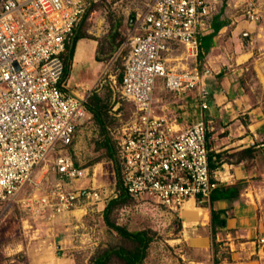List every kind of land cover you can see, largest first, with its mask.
<instances>
[{"label":"built area","instance_id":"2783aa9c","mask_svg":"<svg viewBox=\"0 0 264 264\" xmlns=\"http://www.w3.org/2000/svg\"><path fill=\"white\" fill-rule=\"evenodd\" d=\"M89 1L0 0V203L18 202L37 215H53L70 210L79 198L99 200L94 187L69 184L87 174L66 148L90 112L85 95L60 80L66 38ZM235 6L241 19L258 22L264 0H235ZM211 13V0H146L123 32L127 52L118 86L120 97L132 103L134 118L110 133L122 186L131 197L178 209L189 198L207 201L218 184L208 167L203 117L178 127L152 104L160 77L164 88L191 92L194 102L207 107L208 69L170 67L165 52L180 45L185 57L194 58ZM47 156L52 183L19 197ZM258 242L264 245V234Z\"/></svg>","mask_w":264,"mask_h":264},{"label":"rangeland","instance_id":"374dc122","mask_svg":"<svg viewBox=\"0 0 264 264\" xmlns=\"http://www.w3.org/2000/svg\"><path fill=\"white\" fill-rule=\"evenodd\" d=\"M145 1L90 0L84 7V16L81 14L74 26L86 34L85 39L94 41L101 56L96 60L98 76L84 92L88 95L94 89L106 103L105 129L112 141L111 128L128 124L134 118V109L130 101L120 97L116 79L119 65L124 62L126 46L121 42L110 50V36H115V40L117 35L124 36L125 28L143 9ZM211 1L208 27L211 38L205 43L202 41L203 35L198 38V52L194 58L185 57L180 47H172L174 50L168 55H180L183 59L179 61L185 60L188 68L195 66L202 70L205 54L211 51L217 65L205 68L208 75L211 74L212 86L228 76L231 88L236 94L241 93L247 108L252 106L256 111L255 117L260 119V144L253 152L246 154V175L236 179L241 181L235 198H244V201L238 202L249 206V216L254 226L251 232L244 235L243 239L247 240L244 244L238 242L243 235L236 232L231 231L230 235L222 233V237L216 235L218 230H226L225 223L228 215H232L230 209L235 199L226 205L224 225L215 226L214 237H211L207 201L194 202L200 213L188 215L183 212L188 204L181 210L170 209L152 198L129 196L124 202L114 204L108 215L112 221L128 229H149L152 239L140 264L210 263L213 251L218 260L230 259L232 255L239 258L264 255V245L258 242V237L264 233V23L262 19L255 26L243 25L245 23L240 21L242 19L235 0ZM83 41L81 39L77 43L75 58H80L84 51ZM172 63L176 61H171L170 65ZM217 70H220V75L216 74ZM88 71L84 63L76 64L70 70V80L83 79ZM160 79L156 78L153 101H165V113L172 111L177 117L179 110L173 104L174 94L161 86ZM101 138L99 127L90 117L77 126L66 148L75 164L87 168L85 177L69 184L77 188L94 187L99 200L79 198L70 210L53 215H37L18 202L0 203V264H90L95 255L109 246L130 245V241L106 225L102 217V207L115 194L116 188L112 163ZM52 181L50 156H47L34 167L32 182L25 184L18 196L37 194ZM103 264L124 262L110 254Z\"/></svg>","mask_w":264,"mask_h":264},{"label":"crops","instance_id":"0c3cea01","mask_svg":"<svg viewBox=\"0 0 264 264\" xmlns=\"http://www.w3.org/2000/svg\"><path fill=\"white\" fill-rule=\"evenodd\" d=\"M260 20H262V23H264V11ZM240 21L245 23L243 25L247 24V26H255L256 24V22L245 21L243 19ZM209 31L210 29L208 28L207 30L205 29L202 34H200L201 37L203 35V43H205L207 39L211 38V35L208 34ZM206 34L207 36H205ZM81 39L84 40L82 43L84 51L82 52L80 58H75L77 43ZM172 47L182 48L180 45L170 46L169 49L165 52V57L167 59L166 64L173 68H186L187 62H184L185 60L179 61L180 59H183L181 58L182 56L168 55L172 50H174V48L172 49ZM94 52L95 44L92 39H85V37H81L75 41L69 71L66 77L62 79V82L63 84H65L66 88L74 94L83 96L85 95V97H87L84 89L86 87H89L91 81L98 76V73L96 74L95 71L96 63L98 61H96L97 59L94 58ZM211 53L212 52L210 51V53L205 54V57L202 61V69L207 66L214 67L215 65H217V63H215V61L211 57L213 54ZM173 60H175L176 63H172L170 65V62ZM79 63H84L88 68L89 73L85 74V77L83 79H78L77 81L70 80V77L72 75L70 70L74 69L76 64ZM179 63L180 66H177ZM219 72L220 70H217L216 74L220 75ZM209 75L207 74L203 77L204 84L207 88V93L203 98L207 103L206 108H201L197 102H194V94L191 92H174L164 88L162 79H160L161 86L165 90L173 92L174 94L173 100L175 102H173V104L175 107H178L179 111L177 117L179 116L180 118L177 120L176 114L172 113V111L170 114L165 113V110H163L164 107H166L165 101L158 103L155 100L153 101V97L152 104L156 114L166 116L169 120H171L172 123H174L175 126L178 127H181L198 117H203L206 126L205 141L207 146V153H219V156L214 159L216 165L210 169V174L217 179L218 183H232L236 181V179L244 177L246 175L244 166L246 154L253 152L255 148L260 144V141H258L260 134V119L255 117L256 111L252 106L250 108H247V106L244 104L245 102L243 101L241 93L236 94L235 90L231 88L232 86H230L231 84L228 76L220 79L219 83L217 82V84L212 86ZM225 83H227V86ZM246 146L250 147L253 150L242 152L241 154H238L236 152L237 150ZM213 157L214 155L212 154V158ZM243 199L244 198L240 197L235 199V201L233 202V207L230 209L232 210V215H228L227 221L225 223L226 230H218L216 232V235L220 237L223 236L222 233H224V235H230L231 231L236 232L238 235H243L238 239V242L242 244L247 242V240L243 239L244 235L251 232V229L254 226V223L252 222L253 219L251 218V216H249V206H243L238 202V200L244 201ZM227 204L228 202L226 200L218 199L215 201L214 207H225ZM189 206L196 207L195 205L191 204L186 207ZM186 207H184L183 212L187 213L188 215L198 214L185 210ZM225 211H227V208L225 209ZM211 261L210 263H202L196 261L195 264H211ZM216 264H264V255H258L256 257L242 256L241 258H239V256L232 255L230 256V259H219Z\"/></svg>","mask_w":264,"mask_h":264},{"label":"trees","instance_id":"16d2710c","mask_svg":"<svg viewBox=\"0 0 264 264\" xmlns=\"http://www.w3.org/2000/svg\"><path fill=\"white\" fill-rule=\"evenodd\" d=\"M85 12L82 13L84 16ZM75 26V25H74ZM117 35V32H115ZM86 34L81 29H75L73 27L71 33L66 38L64 44V50L61 53L62 58V72L60 76V80L64 79L69 71L71 56L73 52V47L75 41L78 38L85 37ZM118 36V37H117ZM116 40L115 36H110V50L116 48L121 42L124 41L123 35H117ZM125 45V44H124ZM126 46V45H125ZM98 49L95 48L94 58L100 59L101 56L97 53ZM124 52H127V46ZM120 70L116 73V79L120 82L123 64L119 65ZM85 106L87 110L90 112V117L93 118V121L99 127L100 133L102 135V143L105 146V151L107 153L108 158L111 160L114 178H115V188L116 192L113 196H111L105 202L102 207V217L106 225L112 228L119 236L122 238L129 240L130 245H117V246H109L105 248L101 253L95 255L90 264H103L106 260V257L110 254L116 255L118 258L122 259L124 264H140L142 258L145 255L146 248L148 243L152 239V234L149 232V229L146 228H138V229H128L124 225L115 223L109 218V211L111 207L120 202H124L129 195L125 191L121 182V173H120V162L115 152V147L113 141L110 139V136L106 133L105 127V118H106V103L103 98L96 92V90H91V92L87 95L85 99ZM251 150L250 147H244L236 152L241 154L242 152H247ZM212 154L214 157L212 158ZM219 156L218 152H208V167L211 169L216 165L214 159ZM240 181L237 180L232 183H218L209 193L207 198V207H208V217L211 226V237H214V230L216 227H221L225 223V215H226V206L225 207H214V203L218 199H224L228 203L235 199L239 193L240 189ZM218 259L216 258V254L212 253V262L216 264Z\"/></svg>","mask_w":264,"mask_h":264},{"label":"bare ground","instance_id":"6f19581e","mask_svg":"<svg viewBox=\"0 0 264 264\" xmlns=\"http://www.w3.org/2000/svg\"><path fill=\"white\" fill-rule=\"evenodd\" d=\"M189 203H190L191 205H194V204L192 203V199L189 198V199L185 200V201L181 204V206H180V210L184 207V205H186V204L189 205ZM185 210L190 211V212H193V213H199V211H200L198 208H196V207H194V206L186 207Z\"/></svg>","mask_w":264,"mask_h":264}]
</instances>
